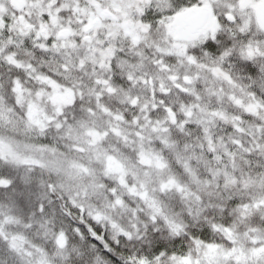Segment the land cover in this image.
<instances>
[{
	"label": "snow or ice",
	"instance_id": "snow-or-ice-1",
	"mask_svg": "<svg viewBox=\"0 0 264 264\" xmlns=\"http://www.w3.org/2000/svg\"><path fill=\"white\" fill-rule=\"evenodd\" d=\"M0 264H264V0H0Z\"/></svg>",
	"mask_w": 264,
	"mask_h": 264
}]
</instances>
